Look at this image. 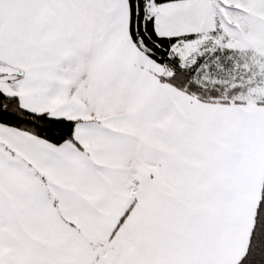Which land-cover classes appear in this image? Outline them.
<instances>
[{
  "label": "snow or ice",
  "instance_id": "snow-or-ice-1",
  "mask_svg": "<svg viewBox=\"0 0 264 264\" xmlns=\"http://www.w3.org/2000/svg\"><path fill=\"white\" fill-rule=\"evenodd\" d=\"M0 264H264V0H0Z\"/></svg>",
  "mask_w": 264,
  "mask_h": 264
}]
</instances>
